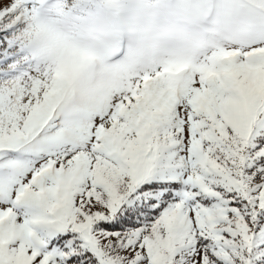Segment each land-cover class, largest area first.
Here are the masks:
<instances>
[{"label":"snow or ice","instance_id":"obj_1","mask_svg":"<svg viewBox=\"0 0 264 264\" xmlns=\"http://www.w3.org/2000/svg\"><path fill=\"white\" fill-rule=\"evenodd\" d=\"M0 264H264V0H0Z\"/></svg>","mask_w":264,"mask_h":264},{"label":"clouds","instance_id":"obj_2","mask_svg":"<svg viewBox=\"0 0 264 264\" xmlns=\"http://www.w3.org/2000/svg\"><path fill=\"white\" fill-rule=\"evenodd\" d=\"M201 36V30L197 26H189L186 34L169 38L174 43H192Z\"/></svg>","mask_w":264,"mask_h":264}]
</instances>
